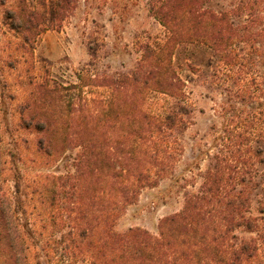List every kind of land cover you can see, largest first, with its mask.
<instances>
[{
	"label": "rangeland",
	"instance_id": "374dc122",
	"mask_svg": "<svg viewBox=\"0 0 264 264\" xmlns=\"http://www.w3.org/2000/svg\"><path fill=\"white\" fill-rule=\"evenodd\" d=\"M241 1L245 2L207 0L205 6L217 11L235 8L239 14L233 19L239 27L253 25L256 31H264V3L252 0L251 10L244 12L239 7ZM58 3L61 0H0V194L15 197L20 182V194L29 193L33 199L32 205L23 210L31 226L58 236L70 230L82 208L89 213L85 223L105 229L102 233L109 228L120 234L140 228L155 237L165 218L184 210L188 195L200 194L207 186L215 158L226 156L239 168L231 173L232 177L238 181L241 176L248 184L244 191L248 199L246 219L252 226L236 228L235 235L239 241L258 246L264 264V35L258 53L234 60L235 70L226 69L219 62L220 55L204 44L181 45L176 50L173 66L187 81L194 109L192 124L179 137L181 150L171 161L173 169L157 186L144 189L135 203L122 206L114 222L106 215L109 208L101 206L100 197L110 201L114 185L125 182V178H117L118 170L109 167L88 173L83 180L78 178L76 165L83 148L74 141L78 127L70 123L86 116L81 97L93 99L104 93V88L97 87L101 77L117 82L120 75L132 73L141 58V45L164 39L166 30L151 15L148 0H62V6L55 7ZM19 15L35 18L40 26L20 30L16 22ZM238 71L257 89L254 100L242 102L233 97L231 88L240 82L234 77ZM124 86L126 97L129 101L135 98L137 107L126 108V98H121L119 104L115 95L114 107L108 112L110 123L101 126L90 119L91 131H79L94 142L103 141L106 134L112 137L108 149L114 155L124 145L121 141L127 142V136L140 131L134 130L128 120L135 117L140 122L146 106L145 94L132 97V87ZM155 97L153 94V108L158 107L155 104L159 96ZM99 109H95L94 116L101 114ZM23 116L42 118L50 125L43 131L26 128ZM235 125L240 127L233 132ZM122 164L118 160L113 167ZM42 186H47L49 192L40 191ZM55 187H63L64 192L62 199L57 196L52 201ZM76 187L78 192L84 189L85 204L75 195ZM117 195L121 202L125 199L122 186ZM219 214L224 216L222 211ZM100 216H104L103 221L98 220ZM212 220L206 217L204 224L215 226ZM223 223L218 227L222 228ZM200 231H204L202 226ZM99 237L106 239L104 234ZM6 253L13 257V249L0 242V264L14 263L4 262L8 260L4 258ZM42 255L32 252L33 264L38 259L41 264H90L87 258H73L60 247L50 261Z\"/></svg>",
	"mask_w": 264,
	"mask_h": 264
},
{
	"label": "trees",
	"instance_id": "16d2710c",
	"mask_svg": "<svg viewBox=\"0 0 264 264\" xmlns=\"http://www.w3.org/2000/svg\"><path fill=\"white\" fill-rule=\"evenodd\" d=\"M205 1L207 2L148 0L151 15L166 30L165 38L141 45V58L132 73L120 75L117 82L112 81L110 77H101L97 87L104 88V93L93 99L81 97L86 105L82 107L86 110V116L71 120L70 125L78 127L74 141L79 142L83 148L76 165L78 178L83 180L86 174H94L106 167L115 172L118 170L117 178H125V182L114 185L115 192L110 201L104 202L100 197L103 203L101 206L109 208L106 215L114 222L118 219L122 206L135 203L144 189L157 186L173 169L171 161H174V156L181 150L179 137L192 124L194 109L187 93V81L173 66L176 50L181 45L204 44L220 55L219 62L229 70H235L234 60H244L246 56L259 52L257 46L263 41L264 31H256L253 25L239 27L233 19L235 14H239L236 13L237 9L217 11L206 7ZM260 1L264 3V0ZM251 4L252 0H245L240 2L239 7L241 11L249 12ZM61 6L62 0L55 7ZM55 11L53 8L51 13L54 14ZM16 22L20 30L24 27L27 30L34 25L40 26L33 17L19 15L16 16ZM247 23L248 21L245 24ZM241 73L238 71L235 74V79L240 82L230 87L231 93L242 102L254 100L257 89L245 82ZM80 80L82 82V79ZM83 84L85 85H81V88H85L88 83ZM126 84L127 88L132 87V97L136 93L145 94L146 106L140 122L135 117L128 120L134 130L140 131H133L127 136V142L121 141L124 145L118 147L114 155L108 149L113 143L112 137L106 134L102 136L103 141L94 142L87 139L85 134H79V131H91L90 119L97 120L96 125L109 124L108 112L114 107L115 95L118 96L119 104L121 98H126L124 103L122 100L126 108L134 105L137 107V100L132 98L129 101L125 95ZM153 94L154 98H157L155 95L159 96L160 102L155 104L158 105L157 108H153ZM96 108L101 109V114L96 113L99 116H94ZM26 109L28 107L24 110ZM252 111L254 113L255 108H252ZM261 111L264 112V108ZM22 118L26 128L34 127L43 131L50 125L47 120L35 116ZM238 127L240 126L235 125L233 132ZM40 145L44 147L43 140H40ZM118 160L123 164L113 167V163ZM232 162L226 156L215 158L208 173L207 186L203 187L200 194L188 195L184 210L165 218L160 224V234L155 237L140 228H131L123 234L109 228L102 233L100 231L105 229L99 230L98 227L85 223L89 213L82 208L65 235L58 236L46 229H36L31 226L27 212L23 211L32 205L33 199L29 193L20 194L18 182L15 197L0 194V242L13 249V257H7L9 253H6L4 258L8 260L4 262L12 263L9 260H14L16 264H33L32 252L37 253V256L43 254L42 256L50 261L54 250L60 247L73 258H87L90 264H262L258 246L239 241L235 235L236 228L247 226L250 229L252 224L246 219L248 199L245 198L244 191L248 184L241 176L238 181L232 177L231 173L239 169L233 166ZM52 178L58 179L56 176ZM120 186L126 193L122 202L117 195ZM238 187L241 189L238 190ZM48 190L47 186L40 188L42 192ZM63 190V187H55L52 192L56 196L51 200H56L57 196L62 199ZM75 190V195H79L82 200L84 189L78 192L79 188L76 187ZM233 192L235 194L231 195ZM82 203L85 204L83 200ZM219 211H222L224 216L219 214ZM206 217H212L215 226L204 224ZM99 218L100 221L104 220V216ZM222 221L223 226L219 228L218 225ZM194 223L197 224L196 229ZM200 226L204 229L202 233L199 232ZM197 233L200 236L193 241ZM101 234L105 235V240L99 237ZM104 248L109 250L105 249L104 252ZM36 264H41L40 259Z\"/></svg>",
	"mask_w": 264,
	"mask_h": 264
}]
</instances>
